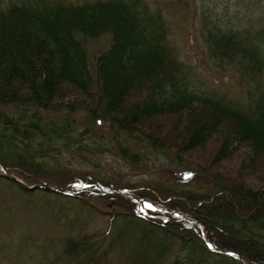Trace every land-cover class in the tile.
Listing matches in <instances>:
<instances>
[{"label": "trees", "instance_id": "1", "mask_svg": "<svg viewBox=\"0 0 264 264\" xmlns=\"http://www.w3.org/2000/svg\"><path fill=\"white\" fill-rule=\"evenodd\" d=\"M213 15L200 16L199 38L211 65L236 75L235 94L201 88L169 44L164 15L146 0H0V164L30 186L138 193L201 224L212 246L197 223L129 211L139 205L128 198L26 191L0 171V185L20 193L17 204H35L26 215L63 200L111 207L105 229L78 235L58 227L56 215L57 251L47 264H243L235 254L244 264H264V23L230 26ZM103 36L106 45L91 51L89 41ZM206 145L210 167L186 161ZM242 148L241 171L218 178L215 171ZM163 160L172 171L207 178L208 191L131 179L153 176ZM244 172L260 187L246 186Z\"/></svg>", "mask_w": 264, "mask_h": 264}, {"label": "rangeland", "instance_id": "2", "mask_svg": "<svg viewBox=\"0 0 264 264\" xmlns=\"http://www.w3.org/2000/svg\"><path fill=\"white\" fill-rule=\"evenodd\" d=\"M2 1L6 2L7 0ZM146 2L150 3L149 5L154 9L159 8L166 18L169 25V44L173 47L178 58L191 68L193 74L195 75V80L205 84L204 86H201L202 89H207V87L210 86L219 87L221 89L234 87L236 79L235 74L230 72L229 70H227L226 72H219L211 65V63L206 58L204 48L201 44L198 33L199 17L202 14H206L205 17L211 18V15L212 17H214L213 14L216 13L219 16L230 20V26H237V24H241L243 26L244 24L242 23V21L250 25L260 24L264 20V0H146ZM106 43L107 38L103 36L95 41H89L88 45L91 51H95L101 47H104ZM193 81L191 80V83ZM163 128H165V126H163ZM210 150L211 146L206 145V147H204L203 149L193 152V154H191L190 157H188L189 159H186V161H189V163H194L195 165L201 164L204 167H210L209 165L204 163L207 162ZM247 155L248 149H240L230 162L220 165L219 170L215 171L214 174L216 176L220 175L221 177H224V175L231 176L232 174L229 173L231 171L234 172L235 170H238V172H240L242 161L243 163L245 161L243 160V157L245 159ZM105 159V161L112 163L116 168L118 164L116 159H112L108 156H106ZM154 161L155 157L153 156L151 160H145L144 165H152ZM167 164L168 163L166 162V160H163V163L158 169L154 168V170H152L150 174H152L153 176L151 177L149 175L138 174V177H131V179L153 178L155 180L160 177L158 181H161L159 183L162 184L172 183L173 181H185L183 183L187 184V186H190L191 188L195 186L194 190H201V192L203 193L205 191H208V182L210 181L207 178L205 179L204 176L201 175L198 177L196 173H192L187 170L172 171L171 168H167ZM204 167L202 168L204 169ZM189 173L191 175H188ZM249 173L250 172H244L242 174L243 176L241 175V180L248 187H251L253 189L259 188L261 184L259 178L257 176L255 177L253 175H250ZM11 175L14 176L13 174ZM15 179L16 180H10L19 183V185L24 190L29 191L27 187H30V185L23 184V182H21V180H19L17 177H15ZM43 184L52 186L48 183ZM97 187L99 188V186ZM103 190L108 191L104 188ZM93 191L98 192L99 190L97 191L92 188L90 190L87 189L85 192ZM129 193V197L128 194L120 196L133 201H135V199H142L140 195H138V193ZM103 194L105 196H119L111 191ZM12 195L15 198H13ZM64 196L71 197L68 195ZM74 196L78 197V195ZM202 196L205 195L203 194ZM20 198V193L17 194L11 190H7L5 186L0 185V264H36L37 261L42 264H47L52 255V252H50V250L53 248L55 251H57L56 249L58 244V235H55V233L53 232L56 226L52 222V220L55 219L56 215L57 220L60 216L62 218V221L58 220V227L63 226L65 228L66 226H69L72 229H75V235H78L80 233L82 234L84 232L89 233L103 230L108 224V213L104 211L108 210L107 207H111L107 206L104 203L97 204L98 206H101L102 209L98 210L89 205L88 202H84L86 203L84 204L86 207L82 208L79 207L76 202L63 200L59 202L48 203L44 208V211H41L37 214L35 213V215H33L35 217H33L32 215L24 214L22 210H32L33 207H35V204L32 202V200H26L27 205L17 204L16 199ZM140 206L139 209L135 208L129 211H133L147 217H150V215L148 214L150 212L161 215H169L178 219H182L181 217L184 216L183 214L178 212H174L177 215H171L172 212L158 209L149 203H146V206H144L143 208L142 206ZM56 207H59L60 211H62L61 215H59L60 213L58 214V212L56 214ZM87 207L92 210H87ZM118 207L119 209L127 208L126 205L122 204H120ZM186 218L189 220H193L189 217ZM160 220L162 222H166L165 219ZM198 227L201 231L203 243L209 247L211 243L206 237L207 230H205L201 224H198ZM27 233H29L30 235L27 236ZM70 233H72V231H70ZM63 234L64 233H62V235ZM129 236H132V234H130ZM24 237H26L27 239H23ZM138 240L139 238L135 237L133 238V241L131 240V242L136 245ZM209 248L211 249L212 246ZM130 250L128 249V251ZM176 253L178 256V252ZM171 260L169 258L166 264H170ZM113 264L119 263H116L115 260Z\"/></svg>", "mask_w": 264, "mask_h": 264}, {"label": "water", "instance_id": "3", "mask_svg": "<svg viewBox=\"0 0 264 264\" xmlns=\"http://www.w3.org/2000/svg\"><path fill=\"white\" fill-rule=\"evenodd\" d=\"M0 169H1V171L3 172V174L7 177V178H9V179H14V180H16L15 179V177L14 176H12L9 172H8V170L5 168V167H3L1 164H0ZM37 188H39V189H47V190H51V191H53V192H56V193H58V194H62V195H68V196H73V195H76L77 193H79V192H82V191H86L87 189H92V188H94V186H88V187H82V188H77V189H71V190H66V189H63V188H58V187H54V186H50V185H47V184H41V185H35V186H30V187H27V189H29V190H34V189H37ZM99 191L103 194V193H108V191H104L103 189H99ZM111 192H113L114 194H117V195H125L124 194V192H120V191H111ZM136 200V202L139 204V205H141L142 207H144V206H146V203H145V201H143V200H141V199H135ZM171 215H177V214H175L174 212H172L171 213ZM182 219H184V220H186L187 222H189V223H197L196 221H194V220H189V219H187L185 216H182L181 217ZM197 224H199V223H197ZM200 225V224H199ZM220 253H222V254H228V255H230L228 252H225V251H220ZM238 260H240L241 262H243L244 263V260H243V258L241 257V256H238V255H234Z\"/></svg>", "mask_w": 264, "mask_h": 264}, {"label": "bare ground", "instance_id": "4", "mask_svg": "<svg viewBox=\"0 0 264 264\" xmlns=\"http://www.w3.org/2000/svg\"><path fill=\"white\" fill-rule=\"evenodd\" d=\"M91 186H94V188H93L94 190H97V189L99 190V189H100V188H98V187L95 186V185H91ZM89 187H90V186H89ZM122 192H124V191H122ZM129 194H130V193H128V197H129ZM119 196H120V195H119ZM130 197H131V196H130ZM141 200H142V199H141ZM135 201H136V200H135ZM238 256H240V255H238ZM237 260H238V259H237ZM238 261H240V260H238ZM240 262H241V261H240ZM241 263H243V262H241ZM243 264H244V263H243Z\"/></svg>", "mask_w": 264, "mask_h": 264}, {"label": "snow or ice", "instance_id": "5", "mask_svg": "<svg viewBox=\"0 0 264 264\" xmlns=\"http://www.w3.org/2000/svg\"><path fill=\"white\" fill-rule=\"evenodd\" d=\"M188 175H191L190 173ZM209 247H211V245H209Z\"/></svg>", "mask_w": 264, "mask_h": 264}]
</instances>
